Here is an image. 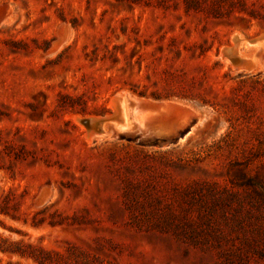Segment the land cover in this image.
<instances>
[{"label": "rangeland", "instance_id": "rangeland-1", "mask_svg": "<svg viewBox=\"0 0 264 264\" xmlns=\"http://www.w3.org/2000/svg\"><path fill=\"white\" fill-rule=\"evenodd\" d=\"M236 34L264 58V0H0V264H264V69L233 73ZM119 93L205 119L88 141Z\"/></svg>", "mask_w": 264, "mask_h": 264}, {"label": "water", "instance_id": "water-1", "mask_svg": "<svg viewBox=\"0 0 264 264\" xmlns=\"http://www.w3.org/2000/svg\"><path fill=\"white\" fill-rule=\"evenodd\" d=\"M240 39L238 34L234 35L235 42L232 47H225L221 50L220 55L222 58L229 60L232 67L240 64L241 62H249L237 56L236 45ZM264 40V35L255 41ZM255 60L258 57L255 55ZM252 65L249 63L247 67H242L236 73H251ZM123 93L115 95L111 100L113 112L108 117L81 119L79 123L87 128L88 132L95 131L97 134L102 133V126L104 125L108 130H113L114 126L120 124V110L119 102ZM130 99V98H129ZM130 107L132 111H138L140 114H150V118L144 121L145 129L165 128L169 130L171 135L186 136L194 127L201 125L205 119V114L198 107L190 106L187 104H179L172 101H153L145 99H130ZM86 121V122H85Z\"/></svg>", "mask_w": 264, "mask_h": 264}, {"label": "bare ground", "instance_id": "bare-ground-1", "mask_svg": "<svg viewBox=\"0 0 264 264\" xmlns=\"http://www.w3.org/2000/svg\"><path fill=\"white\" fill-rule=\"evenodd\" d=\"M239 35V34H238ZM249 40V39H248ZM242 42L244 43V40L242 38L239 39L237 45H236V48H237V56L242 58L243 60H248L249 62H241L240 64L236 65V66H233V73H236L238 72L239 69H241L242 67H247L249 65V63L252 65V72H255L256 70L255 69H259V70H263L264 69V58L261 57L260 59H256L255 60V55L256 54H251L249 55L248 57H245V53L242 54L241 51L238 49L239 46L242 44ZM257 41H254L253 43H250V42H246L248 45H251V44H256ZM264 42V40H263ZM263 45V44H262ZM230 46V45H229ZM232 46V45H231ZM230 46V47H231ZM247 56V55H246ZM229 63V62H228ZM130 99L127 97L126 94H122V97H121V100L119 102V110H120V117H121V122L120 124L114 126V132L113 130H108L104 125L102 126V133L100 134H97L95 131H91V132H88L87 131V128L85 126H83V128L86 130V139L88 141H92V140H95V139H101V138H105L107 137V135L109 133H113V134H119V133H135V132H140L141 133V136L143 134V136L145 134H149L148 136H150V134H154V135H158V132H156V128L154 129H145L144 127V121L147 119V118H150V114H140L138 115V113H136L134 115V118H132L131 114H130V110H131V107H130ZM91 116V115H90ZM92 117H87V116H84V117H80V118H77L76 121H80L81 119H88L86 121H89L91 120ZM97 118V117H96ZM101 118V117H100ZM85 121V122H86ZM196 127H194L192 129V131L195 129ZM166 131H168L166 129ZM191 131V132H192ZM190 132V133H191ZM85 133V132H84ZM170 133V132H169ZM189 133V134H190ZM137 134V133H136ZM110 136V135H109ZM113 136V135H111ZM147 136V135H146ZM145 136V137H146Z\"/></svg>", "mask_w": 264, "mask_h": 264}]
</instances>
